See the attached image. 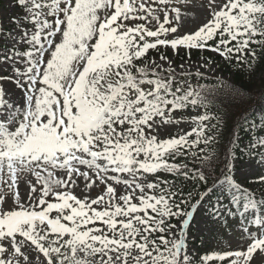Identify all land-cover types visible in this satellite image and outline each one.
Masks as SVG:
<instances>
[{
    "label": "snow or ice",
    "instance_id": "snow-or-ice-1",
    "mask_svg": "<svg viewBox=\"0 0 264 264\" xmlns=\"http://www.w3.org/2000/svg\"><path fill=\"white\" fill-rule=\"evenodd\" d=\"M264 264V0H0V264Z\"/></svg>",
    "mask_w": 264,
    "mask_h": 264
},
{
    "label": "rangeland",
    "instance_id": "rangeland-1",
    "mask_svg": "<svg viewBox=\"0 0 264 264\" xmlns=\"http://www.w3.org/2000/svg\"><path fill=\"white\" fill-rule=\"evenodd\" d=\"M257 264H260V261H257Z\"/></svg>",
    "mask_w": 264,
    "mask_h": 264
}]
</instances>
